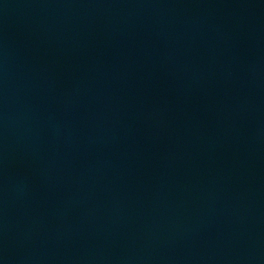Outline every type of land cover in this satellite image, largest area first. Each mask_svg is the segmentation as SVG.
I'll return each instance as SVG.
<instances>
[{
    "label": "water",
    "instance_id": "water-1",
    "mask_svg": "<svg viewBox=\"0 0 264 264\" xmlns=\"http://www.w3.org/2000/svg\"><path fill=\"white\" fill-rule=\"evenodd\" d=\"M0 264H264V0H0Z\"/></svg>",
    "mask_w": 264,
    "mask_h": 264
}]
</instances>
